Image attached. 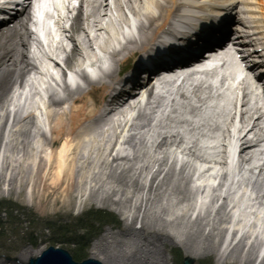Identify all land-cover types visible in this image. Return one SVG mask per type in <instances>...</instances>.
<instances>
[{"label": "bare ground", "instance_id": "1", "mask_svg": "<svg viewBox=\"0 0 264 264\" xmlns=\"http://www.w3.org/2000/svg\"><path fill=\"white\" fill-rule=\"evenodd\" d=\"M100 1L93 0L89 2V0H81V3L88 7L84 11L85 16L81 15L87 21V28H78L76 24L72 26L70 39L74 45L72 51L66 53L67 63H70L75 56H79L78 58L81 59H84L83 56H90L91 51L89 49L92 50L90 48L91 41L98 43L100 38V34L93 36L92 39L89 38V31L87 29L90 28L91 24V27H94L98 32L105 29V34L107 35L105 44L108 47L113 46L116 42L118 46L125 39L127 31L125 30L126 33L121 31L124 26L129 32L131 27L137 32V29L134 28L135 20L131 21L127 19L126 11L128 14L136 16L137 20H141L140 28L138 29L139 36L138 38L129 40L125 39L126 42L122 46V50L119 53L112 52V58L120 63L118 55H124L123 61H126L129 57L135 56L134 53H144L145 50L141 46L148 43L150 40L149 36L155 37V40L159 36V32L163 31L162 27L170 19L172 13L181 7V5L177 7V0H172V2L170 0H163L165 3H162L160 0H145V2L141 0H116L117 3H124L125 5L115 7L112 17L116 20V23L110 17L111 22L108 25L106 24L105 27L101 23V20L106 14L101 15L102 2ZM236 1L238 0H233L232 4ZM188 2L189 0L185 4H188ZM224 2V0H194L189 3L193 4V6L197 5L196 7H199L198 3H202L201 5L204 6V9L209 8L210 12L215 15L219 14V6L217 7V5H221ZM169 3L171 6L167 5ZM246 5V9L252 11L250 8L252 7L251 3L247 2ZM139 6H145L141 12H139ZM231 8L233 9L232 6ZM185 9L183 10V14H196L195 10L192 11L190 8ZM163 10L167 12V15L159 23L163 16L161 14ZM198 11L200 9H197ZM26 16L18 20L15 28L6 27V29H0V122L6 114L9 117L8 110L4 105L5 103H3V92L10 83L22 82L23 75L29 71L31 65L26 49L29 40L34 38V35L27 29L26 23L29 19L28 15ZM201 18H203L201 21L204 24L207 19L204 18L203 14ZM252 18L255 19L256 17L253 15ZM142 19L144 20L142 21ZM98 24L100 25L97 27ZM80 32L82 37L75 39L74 34ZM211 41L210 39L207 40L209 43ZM58 46V48L62 49L60 43ZM167 55L169 56L170 54L167 52ZM31 60L37 71H41L45 75L40 70L39 66L42 65V62L39 57L33 56ZM116 71L118 70L116 69ZM133 73L135 74L133 81L138 86L139 81H141L139 67L134 66ZM106 78L109 80V83L102 81L93 82L85 78L84 81L85 85L89 88L88 90L76 89L72 91L66 89V97L60 100L51 95L46 102L48 108H46V105L44 106L49 135L39 127L40 123L44 125L42 118H40L41 120L36 118V121L32 112L24 119H21L20 116L12 119V126L7 133L6 142L4 141L6 134H3L2 139L1 130L3 128L0 127V147L3 144L2 147H7V150L9 148H17L19 152L17 154H22L26 162L30 161L27 159V156L30 154H35L38 157L37 164L34 162L32 165L33 161L28 163V173L25 182L26 186H31V199L36 200L38 206V210L36 211L43 213L48 209H53V214L60 216L59 213L55 212V207L59 204L63 206L65 201L70 202L72 197H85L87 193L86 188L89 190L86 198L87 201L92 200L91 202L103 207L112 206L118 212L123 210L124 214L121 213V215H126L125 219L127 221L129 219V223L122 224L123 226L117 232L108 231L105 232L106 234L103 233L95 241L91 249L92 252L89 253V258L94 259L98 264H165L163 262L164 254L162 248H165L168 244L182 248L184 254L192 258H199L200 256H207L213 253L221 254L220 250L223 247V243L220 241L222 236L219 237V235H223V233L229 231L228 234L231 236L232 233L230 231H233V241L235 235L239 234L244 228L245 233L241 236L242 239L238 242V245L230 250L228 249L227 255H225V252H222L221 259L225 256L226 261L231 259L234 262L236 259L238 261L243 259V264H256L261 259L259 264H264V256L261 257L260 255V258L257 255L259 251H264V217L260 218L256 214H252L258 210H260V214L264 210V164L257 165L255 163L257 157L264 155V149L257 154L254 151L255 147H259V144L256 143L259 136H264L263 115L253 118V115L256 114L251 111L252 109L248 108L247 103H244L241 106L244 111H241L239 120L240 124L247 126L246 128L248 129L242 135L239 134L238 137L233 139L234 145L232 143L231 146L235 153L236 149L234 147L238 148L236 156L239 166L249 164L253 170H258L259 172L255 180L251 182L247 181V184L250 186V198L247 201H241L239 205V207L243 206L244 210H246L247 206L249 207V203L251 204L250 210L252 211L253 222L246 225L245 220L249 214H245V212L239 213L235 211L232 214H229L230 212L225 214L226 194H224L225 197L223 198L222 205L212 212L213 214L200 217L197 215L193 218L195 206L190 205L187 209L182 210V216H165L167 213H175L178 205H173V201H177L178 204L188 202L192 191L186 188L184 182L189 183L192 181V177L196 171L198 172V176L195 181L203 179L208 188L218 180L215 166H225L227 163L225 147L228 141L232 139L231 127L233 122L232 120L229 122L227 118L225 122L220 123L218 120L207 119L205 123L194 126L193 121L184 119L178 125L185 124L186 134L181 132V127L179 133L168 127L166 129L171 130L172 135H165L161 131H154L156 129V126L153 125L154 110L160 107L158 99L162 97L159 96L157 100L155 99L152 85L140 86L138 94L132 97L131 101L119 103L120 100L129 97L132 91L125 93L123 88L120 87L112 94L115 90V79L112 74L107 75ZM51 80L54 79L51 77ZM200 86H194L191 92V95L199 103L198 106H191L197 109L198 112L205 105V100L207 99L203 97L204 92ZM206 95L209 96L208 94ZM106 98L108 101L105 100ZM143 98L146 99V102L141 105L142 100L139 99ZM181 98L186 99V94L181 93ZM65 105L66 107H64ZM104 105L111 107L106 115L102 114ZM128 109L136 112L137 116L135 120L139 121L132 123L129 127V130H133L132 135L134 136L128 137L123 142L124 144L118 143L119 145L117 146V143H115L113 145L104 134V127L113 125L115 132L114 141H117V138L123 134L129 125L127 121H130L129 117H127L126 122H124V119L115 122L113 116H121ZM110 121L112 125L108 124ZM23 122L24 124H22ZM169 125H175V123L170 122ZM34 127H37L38 131L36 134H31L30 131ZM94 127L98 130L101 129L97 136L93 134L92 128ZM91 130L93 133H91ZM197 130H200L201 133ZM150 131H154L157 136L154 151L161 152L162 156L153 160L151 166H148L143 163L144 158L142 157L150 153L149 151H145L148 145L147 139H149L146 137ZM190 133L197 134V141L191 138ZM211 136L216 137L219 143H221V146L219 144L217 150L211 152L212 156L206 150L202 151L199 146L200 142L198 141ZM20 137L22 139L18 140ZM157 140L159 141L157 142ZM94 143L98 146L95 149V154L97 155L94 159H96L92 161L91 154L94 150L90 148L89 155H85V148L89 144ZM129 148L133 150V153L130 155L128 154ZM114 149L115 152L119 151L118 153L120 154L116 153L113 155ZM127 151L128 153H126ZM176 154L179 157L186 156L190 159V162L182 163L179 170L174 167ZM4 157L7 158L8 169V162L11 160L8 151L7 155L3 154L2 159ZM18 159L21 158L19 157ZM208 165L213 166L206 168ZM132 170L135 173L128 181L127 173ZM106 171H110V174L104 173ZM34 172L35 174L32 176ZM117 172L119 173L117 174ZM13 177L17 178L16 175H13ZM225 177L226 175L223 174L220 179L225 181ZM172 181H176V185L171 186ZM101 182L102 185H99ZM144 182H151V184L147 186L146 183L145 185L142 184ZM248 185H246L245 189H247ZM220 188H222V184ZM168 189L171 192H167ZM217 190L215 189L214 191L216 192ZM219 197L220 193L219 196H215L212 199L215 201ZM86 200L83 204L86 203ZM133 200H136L137 204L131 206ZM164 200L168 202L172 200V203H163ZM128 205H130V209H126ZM125 206L127 207L125 208ZM237 206V203L233 204L234 208H237ZM190 207H193L192 210L189 209ZM136 209H138V212H136ZM177 218L179 220L174 221ZM182 219L183 223L181 222ZM136 221L140 222V226L133 227ZM157 225H161L157 230L166 229V231H162L165 233L161 234L160 232H152L150 230ZM257 225H261V227L257 230L253 229V234H251L250 230ZM172 228H174L173 232L176 233L168 234L167 231L171 232ZM178 229L180 230L177 231ZM181 229L187 233L184 238H181ZM206 229H208V234L204 235L203 233ZM226 250L227 247L224 251ZM29 255L27 249H24L16 257L19 258L21 263L22 261H26V259L30 260L28 258ZM227 263L231 264L230 262H225L224 264Z\"/></svg>", "mask_w": 264, "mask_h": 264}, {"label": "rangeland", "instance_id": "2", "mask_svg": "<svg viewBox=\"0 0 264 264\" xmlns=\"http://www.w3.org/2000/svg\"><path fill=\"white\" fill-rule=\"evenodd\" d=\"M175 92V91H174ZM168 100V99H167ZM169 99L168 101H170ZM171 106V105H169ZM148 112V111H147ZM145 115H148L144 113ZM156 117V119H155ZM169 114L167 111H164V109H160L159 112L156 111L154 114V126H156V129L154 131H158L162 126H168V123L165 122L164 125L162 121L166 119H169ZM140 120V118H139ZM138 120H135V117L129 123L127 128L124 130L123 134H121L120 143L124 142L128 137L134 136L133 130H129V127L132 123H137ZM112 126H106L104 127L103 132L108 137L109 140H112L114 138V133L112 131ZM31 129V134H32ZM93 130V132H92ZM91 133L95 134L97 136L98 132L101 131L98 130L96 127L92 128ZM154 131H150L147 134V138H149L147 148L145 151H149L150 153L145 155L143 163L147 164L148 166H151V163L153 160L160 158L159 156H162L161 152H155L154 146L156 143L157 136L155 135ZM166 130H163L162 132H165ZM109 132L108 134H106ZM154 136L153 139L151 137ZM3 136V135H2ZM26 137V136H25ZM29 137V135H28ZM4 141H7V135L4 136ZM30 138V137H29ZM138 138V136H136ZM3 139V138H2ZM22 139L21 137L18 139ZM28 139V138H27ZM155 141V142H154ZM159 140H157L158 142ZM124 144V143H123ZM3 144H1L0 147V264H30L29 259H26V261H22L20 263V260L16 255L23 251L24 249H27V252L31 255H29L28 258L31 260L33 259V262L36 260L35 258L44 251V249L48 248V246L52 245L55 247H60L61 249H64L70 253L71 256L74 257L76 261H81V259L89 258L90 252H92L93 245L95 241L103 235V233L111 231V232H117L119 228H121L124 224L129 223L125 219L126 215H123L124 212L121 210L118 212V210H115V208L111 207H103L99 206L96 203H93L91 201H87L84 205L83 211H80L81 208L78 207V203L82 204V197H72L71 201H65L64 205H57L55 208V212L59 213L60 216L53 214V209H48L46 212L36 211L38 210L37 202L36 200L31 199V186H26V177H27V166L29 162H32V165L34 162H38V157L35 156V154H30L27 156V159H29V162H26L25 157L22 156V154L19 153L17 148H9L7 150V147H2ZM90 148L94 150L91 154L92 161H94V157L97 155L95 154V149L97 148L95 144L91 145L89 144L88 147L85 148V155H89ZM130 155L133 153V150L129 148ZM10 155V162L9 168L7 169V158L3 157V154ZM155 152V154H154ZM21 159H18V158ZM19 161V162H18ZM3 164V166H2ZM20 164V165H19ZM141 164V162H140ZM180 165H182V162L178 160V162H175L174 167L175 169L180 168ZM20 166V167H19ZM137 168V167H136ZM177 170V171H178ZM221 170V169H220ZM219 171V169L217 170ZM107 175L110 174V171L104 172ZM119 172H117L118 174ZM135 173L134 170L131 172H128V181L130 180V177ZM35 174L32 173V176ZM13 175H16V177H13ZM259 175L258 170L249 169L247 166H243L241 171L239 172L237 176V181L240 180L245 183L249 180V182L255 180ZM161 177V176H160ZM239 177V178H238ZM12 178V180H10ZM161 179V178H160ZM149 186L151 182L147 183L144 182V184ZM176 181L171 182V186L176 185ZM11 184V185H10ZM102 185V182L99 184ZM113 185V184H112ZM121 186V185H120ZM87 193L85 194L86 198L88 196L89 190L86 188ZM167 192H171L170 189H168ZM194 192V191H193ZM195 193L191 195L188 202L178 204L177 201L169 200L170 203L173 205H178V207L175 210V213H167L165 216L170 217H176L178 215L182 216L183 211L187 209L190 205L195 206V211L193 214V218L197 215L200 216H206L209 214V210H211V204L213 203L212 200V194H208L206 199H204L202 202L196 203V197ZM85 198V199H86ZM171 198V197H170ZM168 203L167 200H164L163 203ZM129 204V203H127ZM134 204H137L136 200H133L131 203V206ZM127 206H125L126 208ZM193 207H190L189 209L192 210ZM126 209H130V205ZM134 212V211H133ZM136 212H138V209H136ZM121 213H123L121 215ZM225 214H227L225 212ZM105 215L112 216L109 218L111 222H105L97 223L96 218H103ZM108 219V220H109ZM166 219V218H164ZM172 219V218H171ZM174 219V218H173ZM167 220V219H166ZM179 218L175 219L174 221H178ZM193 220V219H191ZM115 221V222H114ZM139 221V220H138ZM136 221L134 222L133 227L140 226V222ZM183 223V219L181 220ZM123 224V225H122ZM161 225H157L150 229L152 232H162L166 231V229H160ZM111 229V230H110ZM174 228L171 229V232L169 230L167 231L168 234L176 233L173 232ZM178 229L177 231H179ZM181 238H184V236L187 234L185 230L181 229ZM244 233L243 230L240 231V236H242ZM90 235L92 238L88 240L87 243L82 244L80 242V236L81 235ZM95 236H92V235ZM106 234V233H105ZM204 235L208 234V229H206L203 233ZM74 236V237H73ZM221 237L220 241L223 243V247L220 250V253L225 252V255L228 254V249H232L233 247L238 245V242L242 239L241 237L238 240L232 241V235L223 233V235H219ZM88 237V236H87ZM218 237V239H219ZM175 240V239H174ZM60 242V243H59ZM75 244V245H72ZM78 244V245H77ZM79 247V249L77 248ZM227 247V250L224 251ZM163 251V262L165 264H183V260L185 258H188L192 261H194L193 264H224L225 262H230L231 264H243V259L238 261L232 262V260L226 261V256L221 259V254L213 253L208 254L207 256H200L199 258H192L184 254L183 249L180 247H175L174 245H166L165 248H162ZM40 252V253H38ZM227 253V254H226ZM241 255V254H240ZM258 255V253H257ZM264 256V253L263 255ZM261 256V257H262ZM256 257V256H255ZM260 257V258H261ZM79 258V259H78ZM81 258V259H80ZM259 259L256 264H259ZM228 264V263H227Z\"/></svg>", "mask_w": 264, "mask_h": 264}, {"label": "water", "instance_id": "3", "mask_svg": "<svg viewBox=\"0 0 264 264\" xmlns=\"http://www.w3.org/2000/svg\"><path fill=\"white\" fill-rule=\"evenodd\" d=\"M30 264H76L71 261L70 257L66 252L61 250H54L52 248L44 252L39 258H37L34 263L33 260ZM91 261H85L81 264H92Z\"/></svg>", "mask_w": 264, "mask_h": 264}]
</instances>
